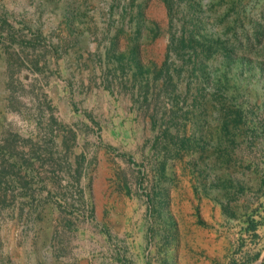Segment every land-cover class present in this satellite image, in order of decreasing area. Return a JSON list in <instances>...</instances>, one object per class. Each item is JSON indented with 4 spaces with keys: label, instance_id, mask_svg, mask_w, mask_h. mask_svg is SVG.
Wrapping results in <instances>:
<instances>
[{
    "label": "rangeland",
    "instance_id": "374dc122",
    "mask_svg": "<svg viewBox=\"0 0 264 264\" xmlns=\"http://www.w3.org/2000/svg\"><path fill=\"white\" fill-rule=\"evenodd\" d=\"M262 227L264 0H0V264L252 257Z\"/></svg>",
    "mask_w": 264,
    "mask_h": 264
},
{
    "label": "crops",
    "instance_id": "0c3cea01",
    "mask_svg": "<svg viewBox=\"0 0 264 264\" xmlns=\"http://www.w3.org/2000/svg\"><path fill=\"white\" fill-rule=\"evenodd\" d=\"M262 233L264 234V227H262ZM215 246L211 248L209 256L203 257L201 264H234L235 261L240 264H263L264 262V250H259L254 256L249 257L246 255V246H244L240 254L236 255L233 238H221L220 242L216 239Z\"/></svg>",
    "mask_w": 264,
    "mask_h": 264
}]
</instances>
